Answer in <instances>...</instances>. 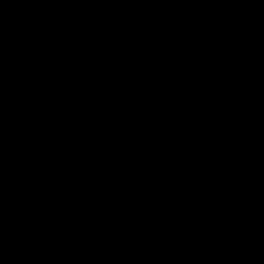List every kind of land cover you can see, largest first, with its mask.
I'll use <instances>...</instances> for the list:
<instances>
[{"label": "water", "instance_id": "95a60500", "mask_svg": "<svg viewBox=\"0 0 264 264\" xmlns=\"http://www.w3.org/2000/svg\"><path fill=\"white\" fill-rule=\"evenodd\" d=\"M0 264H264V0H0Z\"/></svg>", "mask_w": 264, "mask_h": 264}, {"label": "clouds", "instance_id": "9594fccd", "mask_svg": "<svg viewBox=\"0 0 264 264\" xmlns=\"http://www.w3.org/2000/svg\"><path fill=\"white\" fill-rule=\"evenodd\" d=\"M31 60V57L29 58ZM26 66H31L28 61L25 62Z\"/></svg>", "mask_w": 264, "mask_h": 264}]
</instances>
